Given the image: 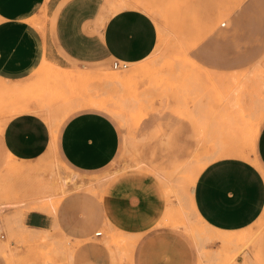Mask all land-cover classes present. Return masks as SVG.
Returning a JSON list of instances; mask_svg holds the SVG:
<instances>
[{"label": "rangeland", "instance_id": "obj_1", "mask_svg": "<svg viewBox=\"0 0 264 264\" xmlns=\"http://www.w3.org/2000/svg\"><path fill=\"white\" fill-rule=\"evenodd\" d=\"M75 1L62 0L59 6ZM141 1L150 11L139 9L152 16L161 34L145 60L129 63L123 70L106 62L79 70L73 63L75 73L66 77L55 74L50 62L46 66L41 63L21 83L0 79V127L9 116L24 111L36 112L49 123L50 117L61 115L65 104L87 95L119 112L117 117L106 113L118 127L119 144L115 160L103 172H78L64 164L55 151L28 162L9 156L6 164L0 165V204L6 206L0 214L6 232L0 239L4 264H131L126 248L113 239L130 234L119 233L105 220L100 226L98 206L114 180L144 175L152 190L162 196L164 212L170 209L174 215L179 206H185L192 223L206 224L192 195L198 168L216 159L221 150L255 156L253 138L264 122V0L252 1L246 9L239 5L243 0ZM119 8L120 0H89L68 15L60 33L74 44L78 39L74 16L82 9L95 10L91 25L93 31H99ZM41 13L32 19L38 27L46 20L56 25L53 17ZM76 44L80 46L81 41ZM114 75L126 82L104 84V78ZM19 101L25 103L15 106ZM75 173L82 188L70 189L52 202L61 199L55 203L56 211L66 203L68 222L84 229L83 235L57 229L27 235L21 214L31 210L45 190L61 187L62 180ZM255 229L252 235L234 236L228 247H223L222 240L206 238L203 245L210 255L209 264H232L237 253L251 247L260 236L262 229ZM97 231L102 232L100 237ZM68 250H73L72 255Z\"/></svg>", "mask_w": 264, "mask_h": 264}, {"label": "crops", "instance_id": "obj_2", "mask_svg": "<svg viewBox=\"0 0 264 264\" xmlns=\"http://www.w3.org/2000/svg\"><path fill=\"white\" fill-rule=\"evenodd\" d=\"M61 1L0 0V79L21 83L43 58L72 70L75 63L79 70H84L87 65L111 63L114 59L139 63L153 52L158 28L149 13L124 8L110 14L99 31H93L95 10L82 9L74 16L76 43L81 41L78 46L65 39L60 28L73 10L89 0H76L60 7ZM252 1L256 0H243L239 5L246 9ZM206 10L204 4L205 18ZM43 11L47 17H53L52 21L55 19L56 25L46 20L43 27H38L32 21ZM22 103L25 102L19 101L15 106ZM106 113L94 106L71 110L60 121L54 141L49 123L41 115L27 111L13 114L0 127V165L6 164L9 156L28 162L55 151L64 164L78 172H103L115 160L119 144L118 127L109 116L112 114ZM252 145L258 164L223 156L208 163L198 174L192 189L194 206L209 226L241 231L252 226L264 212V122L257 127ZM98 209L100 226L105 220L116 230L138 235L132 264H198L196 243L181 228L158 224L164 202L144 175L114 180ZM53 213L55 218L46 211L31 209L22 213L21 221L26 227L83 235L84 229L68 222L70 212L66 203ZM100 235L102 232L96 236ZM254 242L240 250L232 264H264L258 261L264 259V231ZM0 264H4L1 259Z\"/></svg>", "mask_w": 264, "mask_h": 264}, {"label": "bare ground", "instance_id": "obj_3", "mask_svg": "<svg viewBox=\"0 0 264 264\" xmlns=\"http://www.w3.org/2000/svg\"><path fill=\"white\" fill-rule=\"evenodd\" d=\"M107 1V0H106ZM107 3V2H106ZM109 5V4H108ZM222 7V6H221ZM124 8H144L148 11L149 8L147 6V4H145L143 1L141 0H120V8L119 10L121 9H124ZM148 8V9H147ZM117 10V11H119ZM56 11V10H55ZM116 11V12H117ZM229 12V11H227ZM52 20V18H51ZM220 21V20H219ZM217 25V24H216ZM209 31V30H208ZM159 32V31H158ZM162 32V31H161ZM160 32L158 33V40L160 39ZM157 40V41H158ZM157 46V45H156ZM190 61H192L190 59ZM49 62L48 60H46L45 58L42 59L41 63L43 66H46V65H49ZM193 62V61H192ZM51 63V66L55 69V74H60V75H63L64 77H66V75H74L75 73V70H72V69H66V68H63L55 63ZM189 63V62H188ZM140 67H137L135 69L139 70ZM192 69V68H191ZM193 71V70H192ZM63 77V78H64ZM214 79V78H213ZM218 79V78H217ZM104 84H109V85H121V84H124L126 82L125 79H118L116 75L113 76V78L111 79H107V78H104ZM233 82H236V80H234ZM103 83L101 82V85ZM233 84V83H232ZM114 93V92H113ZM95 97V96H94ZM98 98V97H97ZM71 100V99H69ZM72 101V100H71ZM69 102L68 105L67 104H63L64 105V110L61 112V115L59 117H53L51 118L50 117V121H49V126H50V130H51V136H52V141H54L55 139V133H56V129L60 123V121L73 109L75 108H78V107H82V106H94V107H98V108H101L105 111H107L108 113L112 114L113 116L117 117L119 114V112H117L114 108L112 107H108L107 106V102L104 103V101H98V99H94V98H90L88 97V95L85 97V98H82V99H74L72 102ZM66 103V101H65ZM232 105V104H231ZM116 108V107H115ZM120 109V108H119ZM56 111H59V109H55ZM122 110V109H121ZM119 118V117H118ZM122 119V117H121ZM235 122V121H234ZM233 122V123H234ZM51 143V142H50ZM54 143V142H53ZM52 146H54V144H52ZM251 149V148H250ZM53 150V149H52ZM223 156H235V157H240L242 159H247V160H250L252 161L254 164H258L257 163V160H256V156H253L252 154H247L245 151H235L234 149L232 150H229V151H224V150H221V152L217 155V158L219 157H223ZM58 158V157H57ZM58 162V160H57ZM60 164V163H59ZM58 164V165H59ZM61 165V164H60ZM59 165V166H60ZM205 166H202V167H199L198 170H197V173L195 175V178L197 179V176L198 174L201 172V170L204 168ZM64 170V169H63ZM67 170V169H66ZM68 172V171H67ZM70 172V171H69ZM68 172V173H69ZM73 172V171H72ZM57 173V172H56ZM60 174V172H59ZM62 174V173H61ZM60 174V175H61ZM66 174V173H65ZM65 174H64V177H65ZM76 174V173H75ZM71 175L69 177H63L62 179V185L61 187L59 188H55V189H47L45 190V194L43 193L42 196H40L39 199L35 200L34 201V205L31 206L32 209H36V210H42V211H46L48 213H51V212H55L56 211V207L55 206V203L58 202L59 200L61 199H58L56 200V202L54 203V201L52 202V198H61L62 196H64L70 189H81L82 188V185L83 183L81 182L82 180H78L76 181L75 180V176L76 175ZM192 175V174H191ZM58 176V175H57ZM80 178V177H79ZM84 179V178H83ZM195 179V181H196ZM59 181V180H58ZM80 181V182H79ZM194 181V183H195ZM96 183V182H95ZM96 186H97V183H96ZM69 187V188H68ZM97 188V187H96ZM86 189V188H85ZM89 190V189H88ZM74 191V190H73ZM99 191V190H98ZM31 203V202H30ZM50 204V207L49 208V205ZM5 208L6 206L3 205V204H0V214L4 213L5 211ZM172 209V208H171ZM183 209H186L185 206H183ZM181 208V206H179V208L176 210L177 213L176 214H172L170 209L166 210L164 213H163V216L162 218L160 219L159 223L160 225H163V226H171V227H175V228H181L192 240L193 242L196 243V247H198V253H199V261H198V264H202L204 263L205 260L208 261V263H205V264H209V262L211 263V260L209 261L210 259V255H208V253L206 251H204V240L206 238H209V237H212L214 238V240L218 239V240H222L223 242H225V244L223 245V247H226L227 245V242H230L232 240V238L234 236H243V235H246V234H250L252 235V230H254L255 228L258 230H260V235L263 233L264 231V225L262 226L263 222H264V212L262 213V215L257 219L256 222H254V224L252 226H254V229H252L250 227L244 229V230H241V231H225V230H221V229H216V228H213L211 226H209L207 223L206 224H196V223H192L190 221V219H188L187 215H186V212ZM174 210V209H173ZM187 211V210H186ZM54 214V213H53ZM20 215V214H19ZM22 215V214H21ZM184 216V217H183ZM20 218V216H19ZM22 218V216H21ZM20 218V219H21ZM17 225V224H16ZM54 225V224H53ZM156 225V224H155ZM154 225V226H155ZM14 227H15V224H14ZM26 227V226H25ZM10 229V228H9ZM255 229V230H256ZM11 231V230H10ZM20 231V230H19ZM48 231L46 229H40V228H32V227H26V230H25V233L30 234L29 236H33L34 234H37L38 235H43V234H46ZM258 232V231H257ZM256 232V233H257ZM14 233V231H13ZM20 233V232H19ZM34 233V234H33ZM120 233V231H119ZM255 233V232H254ZM32 234V235H31ZM62 234V233H61ZM122 234V233H121ZM119 234V235H121ZM13 235V234H11ZM20 235V234H19ZM118 235V234H117ZM123 235V234H122ZM128 235V234H127ZM126 236V235H125ZM254 236V234H253ZM20 237V236H19ZM66 237V236H65ZM260 237V236H259ZM43 239V238H42ZM68 239V237H67ZM114 241H116L117 243L121 244L122 246H124L126 248V251L128 252L129 254V257H130V260L132 262V252H133V248L134 246H136V241L138 239V235H128L124 238H121L119 239L118 237H114L113 238ZM31 240V239H29ZM40 240V239H39ZM69 241V240H68ZM254 241V240H252ZM34 243V242H33ZM76 243V242H75ZM73 244V243H72ZM71 244V245H72ZM113 244V243H111ZM66 246V244H65ZM68 246V245H67ZM66 246V247H67ZM119 246V245H118ZM117 246V247H118ZM10 247V246H9ZM55 247V246H54ZM59 247V246H58ZM71 247V246H70ZM73 247V246H72ZM76 247V246H75ZM113 247V246H112ZM228 247V246H227ZM61 248V247H59ZM2 250V248H0ZM55 249V248H54ZM74 249V248H73ZM118 249V248H117ZM8 250V248H7ZM61 250V249H60ZM67 250V249H65ZM64 250V251H65ZM118 250H121V249H118ZM123 250V249H122ZM209 250V249H208ZM222 250V248H221ZM252 250V249H251ZM259 250V249H258ZM63 251V250H62ZM73 251V250H72ZM72 251L68 252L67 253H71ZM210 251V250H209ZM208 251V252H209ZM220 251V250H218ZM230 251V250H229ZM125 252V251H124ZM214 252V250L212 251ZM221 252V251H220ZM9 253V252H8ZM121 253V252H120ZM5 254V253H4ZM116 254V253H115ZM242 254V253H241ZM257 254V253H256ZM72 255V253H71ZM221 255V254H220ZM224 255V253H223ZM253 255V254H252ZM63 256V255H62ZM67 256V255H65ZM126 256V254L124 255V257ZM254 256V255H253ZM11 257V256H10ZM122 257V256H121ZM127 257V256H126ZM128 257V259H129ZM218 258V257H217ZM227 258V257H226ZM251 258V257H250ZM255 258V257H254ZM68 259V257H67ZM127 259V260H128ZM236 259V258H235ZM11 260V259H10ZM113 260V259H112ZM229 260V259H228ZM251 260V259H250ZM250 260H249V263H250ZM120 261V260H118ZM206 261V262H207ZM258 261H264L261 260V259H258ZM235 261H233L234 263ZM246 262V261H245ZM261 262V263H262ZM69 263V261H68ZM72 263V262H71ZM128 263V262H127ZM253 263V262H252ZM264 263V262H263ZM70 264V263H69ZM132 264V263H131ZM236 264V263H235ZM247 264V263H246Z\"/></svg>", "mask_w": 264, "mask_h": 264}, {"label": "built area", "instance_id": "obj_4", "mask_svg": "<svg viewBox=\"0 0 264 264\" xmlns=\"http://www.w3.org/2000/svg\"><path fill=\"white\" fill-rule=\"evenodd\" d=\"M225 23H222L221 25L223 26ZM111 67L113 69H117V70H123L126 69L129 66V63L127 61H123V60H119V59H114L111 61ZM96 235H99L100 232L95 233ZM6 237V232L5 230L2 228V225L0 223V239H4Z\"/></svg>", "mask_w": 264, "mask_h": 264}]
</instances>
